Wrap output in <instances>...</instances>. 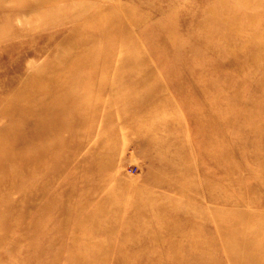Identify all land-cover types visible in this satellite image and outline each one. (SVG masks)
<instances>
[{"label": "rangeland", "instance_id": "rangeland-1", "mask_svg": "<svg viewBox=\"0 0 264 264\" xmlns=\"http://www.w3.org/2000/svg\"><path fill=\"white\" fill-rule=\"evenodd\" d=\"M235 233L264 256V0H0V264H232Z\"/></svg>", "mask_w": 264, "mask_h": 264}, {"label": "bare ground", "instance_id": "bare-ground-1", "mask_svg": "<svg viewBox=\"0 0 264 264\" xmlns=\"http://www.w3.org/2000/svg\"><path fill=\"white\" fill-rule=\"evenodd\" d=\"M105 10V9H104ZM105 12H106V10H105ZM162 33V32H161ZM163 34V33H162ZM167 40V39H166ZM163 41V40H162ZM160 42V41H159ZM164 42V41H163ZM170 45V44H169ZM170 48V47H169ZM160 52V51H159ZM123 58H125L124 59V63H126L127 62V60H128V62L131 60V57L130 56H127V54L125 55V57H123ZM64 67L66 66V64L63 62V63H61ZM67 68H65L64 70H62V72H60V73H58L57 74V76H58V78H57V80L55 81V83L57 82V81H65V80H69V78H70V76L72 75L73 76V78H72V82H73V85H72V92L74 93V95H79L78 93H76V90H75V87H78V85H82L83 83L88 87V86H94V80H92V79H86L87 77L85 76V77H81L80 75H77V67H80V64H78L77 66H75V68L73 67V70L75 69V74L72 72V74H70L71 72H70V67L69 66H66ZM121 69V68H120ZM92 76H89L88 78H91ZM93 79H95L94 77H93ZM44 81H45V83H46V86L48 85V84H50L49 82H50V77H48V76H44ZM105 81V80H104ZM104 81H97V85H96V87H99V86H102V84L104 83ZM105 84V83H104ZM43 86H44V83H43ZM65 90V88L64 87H58L57 89H56V91H55V95H67V93L68 92H66V91H64ZM22 111V110H21ZM21 111H19V112H21ZM19 112H17L16 110H14V109H12L10 112H9V114H11V113H13L14 115L15 114H18ZM30 136L32 137L33 135H32V132H30ZM250 189H248V191H249ZM245 216L246 215H244V214H241V218H245ZM248 217V216H247ZM246 217V218H247ZM232 228V227H231ZM236 235H234V236H232V246L233 247H235L236 248V251H241V250H249L250 252H252V254H248V255H246L245 257H237V258H232V259H230L231 261H232V264H264V256H259V255H254V253H253V250L255 249L254 248V244H255V242L257 243L259 240H258V238L260 237V236H262V235H260L261 234V232L260 233H258V234H256V240H258V241H256V240H254L252 243L251 242H249V241H247V236L248 235H246V233H242L241 234V236H242V238L241 237H239L238 235H237V233H235ZM244 238H245V241H244ZM242 240V242L241 243H238V241H241ZM260 242V241H259ZM261 243V242H260ZM227 259V258H226ZM229 260V259H228Z\"/></svg>", "mask_w": 264, "mask_h": 264}]
</instances>
